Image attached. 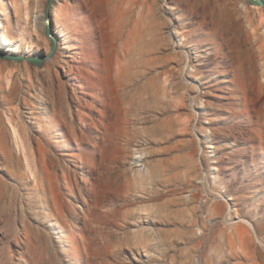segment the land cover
I'll list each match as a JSON object with an SVG mask.
<instances>
[{"label": "rangeland", "instance_id": "rangeland-1", "mask_svg": "<svg viewBox=\"0 0 264 264\" xmlns=\"http://www.w3.org/2000/svg\"><path fill=\"white\" fill-rule=\"evenodd\" d=\"M47 3L0 0L15 54L47 53ZM55 15L43 67L0 59V264H264V8Z\"/></svg>", "mask_w": 264, "mask_h": 264}, {"label": "water", "instance_id": "water-1", "mask_svg": "<svg viewBox=\"0 0 264 264\" xmlns=\"http://www.w3.org/2000/svg\"><path fill=\"white\" fill-rule=\"evenodd\" d=\"M251 6H258L264 8V0H246ZM56 0H48V3L45 8V35L50 41L51 52L49 54L42 53L40 56H27V55H18L12 54L9 55L0 50V59L8 62H17L23 64L25 62L38 67H43L47 61L52 59L59 51V41L54 35V30L51 24V12Z\"/></svg>", "mask_w": 264, "mask_h": 264}, {"label": "bare ground", "instance_id": "bare-ground-1", "mask_svg": "<svg viewBox=\"0 0 264 264\" xmlns=\"http://www.w3.org/2000/svg\"><path fill=\"white\" fill-rule=\"evenodd\" d=\"M63 1H67V0H56V2H55V4H54V6H53V10H52V12H51V18H50V20H51V24H52V27H53V30H54V35L57 37V39H58V41L60 42L61 40H60V28H61V19H59V17H57L56 15H55V9L59 6V4H61ZM217 6V5H216ZM226 6V5H225ZM214 11H216V10H214ZM224 11H226V10H224L223 9V12H220V13H218L215 17H216V20H217V22L219 23V21H220V19H219V17H221L222 18V16H223V14H224ZM35 17H37V19L39 18V25H40V27H38V28H40V30H44V29H46V23H45V12L44 13H42V14H40L39 16H35ZM214 17V16H213ZM214 17V18H215ZM223 24V23H222ZM45 32V31H44ZM18 40H20V39H18ZM15 40H10L4 33H3V31L0 29V50L1 51H3L4 53H7V54H9V55H12V54H15L14 52V49H12V45L13 44H15ZM48 54L51 52V49L50 48H47L46 50H45ZM47 53H45V54H47ZM42 54V53H41ZM40 54V55H41ZM40 55H35V56H40ZM71 64H70V62L69 63H67V66L66 67H69ZM51 71V68L50 67H48L47 68V72H50ZM79 88H83V83H79ZM16 130V129H15ZM16 134V138L18 139V137H17V132L15 133ZM30 161V160H29Z\"/></svg>", "mask_w": 264, "mask_h": 264}, {"label": "built area", "instance_id": "built-area-1", "mask_svg": "<svg viewBox=\"0 0 264 264\" xmlns=\"http://www.w3.org/2000/svg\"><path fill=\"white\" fill-rule=\"evenodd\" d=\"M137 167L139 168V170H141L143 166L139 164L137 165Z\"/></svg>", "mask_w": 264, "mask_h": 264}]
</instances>
